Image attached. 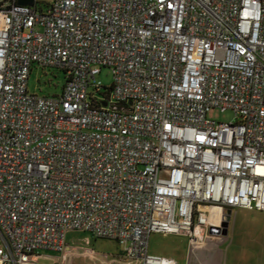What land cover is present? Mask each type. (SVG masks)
Wrapping results in <instances>:
<instances>
[{"label":"built area","instance_id":"2783aa9c","mask_svg":"<svg viewBox=\"0 0 264 264\" xmlns=\"http://www.w3.org/2000/svg\"><path fill=\"white\" fill-rule=\"evenodd\" d=\"M35 65L61 94L29 91ZM236 207L264 211V0H0V264L73 230L178 264L152 233L201 249Z\"/></svg>","mask_w":264,"mask_h":264},{"label":"rangeland","instance_id":"374dc122","mask_svg":"<svg viewBox=\"0 0 264 264\" xmlns=\"http://www.w3.org/2000/svg\"><path fill=\"white\" fill-rule=\"evenodd\" d=\"M39 5L46 4L41 2ZM65 82L66 74L63 70L35 65L29 78L28 88L30 92L40 96H54L61 94ZM95 82L109 87L113 83L111 68L103 67ZM98 94L104 95L103 92ZM208 117L225 122L236 120L232 109L222 111L213 108L208 112ZM181 235L152 233L149 253L176 258L180 264H185L189 245L188 238ZM66 242L70 245L66 253L46 252L42 254V260L35 258L29 260L42 264H125L121 244L115 239L73 230L67 233ZM218 248L223 250L225 264H264V211L251 208L234 210L228 224L227 238L219 241Z\"/></svg>","mask_w":264,"mask_h":264},{"label":"crops","instance_id":"0c3cea01","mask_svg":"<svg viewBox=\"0 0 264 264\" xmlns=\"http://www.w3.org/2000/svg\"><path fill=\"white\" fill-rule=\"evenodd\" d=\"M238 209H249L246 207H236L232 209V213L234 210H238ZM232 213L230 215V220H231V216ZM229 220V221H230ZM167 235V234H165ZM182 237L188 238L186 235H181ZM188 241V247H187V251H188V258L187 261H185V264H225L224 263V257H223V250H221L220 248H218V243L219 241H216V239H210L207 241L206 245L204 248L198 249V248H193L190 243H189V238L187 239ZM70 247V245L67 244V249ZM151 254H157V253H151ZM158 255H162V254H158ZM163 256V255H162ZM165 256V255H164ZM123 258H125L123 256ZM40 260H42V256L40 258H38ZM176 259V258H173ZM178 264L179 260L176 259ZM129 261L125 258V260L123 261V263L127 264ZM38 264H42L41 262ZM134 264V263H132Z\"/></svg>","mask_w":264,"mask_h":264},{"label":"water","instance_id":"95a60500","mask_svg":"<svg viewBox=\"0 0 264 264\" xmlns=\"http://www.w3.org/2000/svg\"><path fill=\"white\" fill-rule=\"evenodd\" d=\"M19 4H23V5H34L35 4V0H18ZM227 221H226V225H228L229 220H230V215L232 213V209H227ZM225 233H227V230H225Z\"/></svg>","mask_w":264,"mask_h":264}]
</instances>
